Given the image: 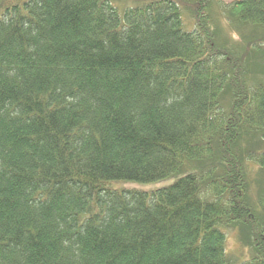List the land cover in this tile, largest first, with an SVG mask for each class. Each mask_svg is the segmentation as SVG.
I'll return each instance as SVG.
<instances>
[{"label": "trees", "instance_id": "16d2710c", "mask_svg": "<svg viewBox=\"0 0 264 264\" xmlns=\"http://www.w3.org/2000/svg\"><path fill=\"white\" fill-rule=\"evenodd\" d=\"M183 1L0 0V264H236L234 225L264 264V82ZM214 4L264 27V0Z\"/></svg>", "mask_w": 264, "mask_h": 264}, {"label": "rangeland", "instance_id": "374dc122", "mask_svg": "<svg viewBox=\"0 0 264 264\" xmlns=\"http://www.w3.org/2000/svg\"><path fill=\"white\" fill-rule=\"evenodd\" d=\"M112 4L121 12L124 8L140 5L147 0H110ZM222 3H230L234 0H221ZM184 4L181 5L182 19L186 29H191L188 26L194 24V12L196 8L195 0H184ZM215 3V0H214ZM212 3V9H205L204 14L213 12L211 18L216 22L217 31L214 34L215 42L222 46L224 49L238 50L237 57L244 63L246 71L244 72L243 79L247 84L253 85L255 82H264V27L252 28L248 26L240 27L238 25L229 24L224 20V15L220 13L218 5ZM214 4V5H213ZM219 11V12H218ZM187 24V25H186ZM213 30V24H209ZM240 31V32H239ZM236 52V51H235ZM260 63V69L254 64ZM246 84V85H247ZM249 138V137H247ZM258 139H252L250 141H243V146L249 144L255 146L258 144ZM247 161V160H246ZM264 171V170H263ZM257 166L249 168V197L251 204L255 207L254 216L257 221L264 220V172ZM177 176L169 177L165 180H161L155 183H139L135 181L121 180L111 181L109 187L122 189V188H138L150 190L156 186L167 185L175 180ZM261 214V215H260ZM257 215H260L257 217ZM253 216V218H255ZM256 223V222H254ZM259 224V223H258ZM255 226V225H254ZM222 230L226 235V251L227 254L235 261L240 263L247 260L251 253L250 241L243 237V232L239 225L226 226ZM257 231V229H256ZM245 233V232H244ZM246 234V233H245ZM247 235V234H246ZM248 236V235H247Z\"/></svg>", "mask_w": 264, "mask_h": 264}]
</instances>
